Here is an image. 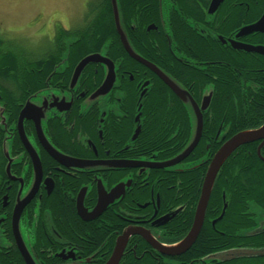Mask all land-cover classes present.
I'll list each match as a JSON object with an SVG mask.
<instances>
[{"label": "flooded vegetation", "instance_id": "af4514ba", "mask_svg": "<svg viewBox=\"0 0 264 264\" xmlns=\"http://www.w3.org/2000/svg\"><path fill=\"white\" fill-rule=\"evenodd\" d=\"M107 1L101 39L89 10L77 30L62 15L43 30L39 13L26 27L40 53L0 38V264H220L264 249V218L248 208L264 199L241 178L264 164V138L226 159L198 236L176 248L215 155L264 126V54L248 50L264 51V30L240 32L264 0H119L126 46Z\"/></svg>", "mask_w": 264, "mask_h": 264}, {"label": "rangeland", "instance_id": "374dc122", "mask_svg": "<svg viewBox=\"0 0 264 264\" xmlns=\"http://www.w3.org/2000/svg\"><path fill=\"white\" fill-rule=\"evenodd\" d=\"M92 0H0V38L4 39L5 47L11 51L36 49V53L47 48L46 41L28 32L33 21L40 13L39 22L44 29L49 28L55 18L65 16L67 22L77 30L83 26L84 17L88 11V4ZM90 2V3H89ZM53 24V23H52ZM33 44V42H35ZM34 45L33 48L31 47ZM18 48V49H17Z\"/></svg>", "mask_w": 264, "mask_h": 264}, {"label": "water", "instance_id": "95a60500", "mask_svg": "<svg viewBox=\"0 0 264 264\" xmlns=\"http://www.w3.org/2000/svg\"><path fill=\"white\" fill-rule=\"evenodd\" d=\"M221 1L222 0H216L214 3V7H217ZM110 2H111V7H112V12H113V17H114L116 29L119 32L120 37L123 40L124 45L126 46L125 38L119 29L120 28L119 27L120 16H119V12H118L117 0H110ZM262 30H264V15L258 22H256L255 24H253L251 26L243 28L240 32H242V34H248V33L256 32V31H262ZM248 50H253V51L264 54L263 48H249ZM96 57H97L96 55H90V56H87L86 58H84L76 67L73 78H77L79 76V74L81 73V71L83 70V68L85 67V65L91 61H95ZM31 107H32V105L30 103H27L25 108L21 112L20 118L24 119L27 112L29 111V109ZM196 135H197V137L199 136V131H197ZM263 135H264V126H263V128H261L259 130L240 133V134L236 135L235 137H233L230 141H228L218 151V153L215 155V157H214V159H213V161L210 164V167L208 169L207 176H206L205 183H204V187H203L202 197H201L200 204H199V209H198L196 218L194 220L192 229H191L189 235L176 248L186 250L195 241L196 237L198 236L200 228H201V224L203 221L205 206L207 204L208 197H209V194L211 192L213 182L216 178V175H217L219 169L221 168L223 163L226 161V159L239 146L253 142V141H256V140H259L261 138H264ZM197 137L195 138L194 141H192L191 145L187 149V152H190V150H192L193 147L196 145ZM240 254L244 255V256H263L264 251L248 250V251H243ZM235 255H237V253H232L228 257H226V259L232 258Z\"/></svg>", "mask_w": 264, "mask_h": 264}, {"label": "trees", "instance_id": "16d2710c", "mask_svg": "<svg viewBox=\"0 0 264 264\" xmlns=\"http://www.w3.org/2000/svg\"><path fill=\"white\" fill-rule=\"evenodd\" d=\"M118 1L119 0H117L118 12H119L120 23H121L122 13H121L120 4ZM136 1H141V0H136ZM106 3H108L107 0H92V2L90 3V7L88 4L89 14H91L92 12L95 13L94 22H95V26H97L95 27L96 28L95 32L91 31L88 34L89 36H92V38H95V36H98L101 39L105 37L108 34V32L111 31V29L113 28V22H112L113 19L111 15V9H110L109 4L106 5ZM6 81L12 83L14 81V77L6 75ZM252 161H257L254 156H253ZM250 166L242 171L243 173H241V178L245 182V187L247 188V191L250 192L253 198H255L256 195H258L264 199V164L257 165L255 162H253V164H250ZM248 208L250 209V212L256 213L259 216L264 218V209L257 206L254 201L249 203ZM258 210L261 211L262 214L259 213ZM248 250L264 251V249H247V250H242V251L240 250V252H238L237 255H235L232 258L221 259V260L216 259V261H218L220 264H223V263L225 264L227 261H234L236 259L240 260V258L250 259V258L264 257V255L263 256H244L240 254L241 252L248 251Z\"/></svg>", "mask_w": 264, "mask_h": 264}]
</instances>
